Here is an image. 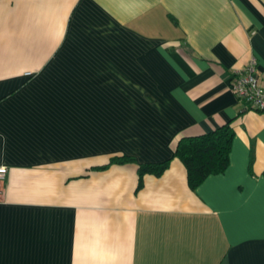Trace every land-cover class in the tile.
I'll return each mask as SVG.
<instances>
[{"label": "crops", "instance_id": "0c3cea01", "mask_svg": "<svg viewBox=\"0 0 264 264\" xmlns=\"http://www.w3.org/2000/svg\"><path fill=\"white\" fill-rule=\"evenodd\" d=\"M251 59L264 84V0H0V264H264V112L230 86ZM227 122L191 189L178 140Z\"/></svg>", "mask_w": 264, "mask_h": 264}, {"label": "trees", "instance_id": "16d2710c", "mask_svg": "<svg viewBox=\"0 0 264 264\" xmlns=\"http://www.w3.org/2000/svg\"><path fill=\"white\" fill-rule=\"evenodd\" d=\"M233 139L230 123H225L211 132L196 136L181 137L175 147L173 156L178 158L186 169L187 182L191 189L199 186L207 176L223 173L229 165V151ZM134 159L115 156L106 164L94 169H103L111 164H124ZM135 162V161H134ZM170 159L157 163H137L138 183L142 186L145 174L160 176L169 166Z\"/></svg>", "mask_w": 264, "mask_h": 264}, {"label": "built area", "instance_id": "2783aa9c", "mask_svg": "<svg viewBox=\"0 0 264 264\" xmlns=\"http://www.w3.org/2000/svg\"><path fill=\"white\" fill-rule=\"evenodd\" d=\"M256 61L251 59L242 70H235L231 77V89L239 100L253 110L264 112V84L255 72ZM8 169L0 164V202L3 201L4 183Z\"/></svg>", "mask_w": 264, "mask_h": 264}]
</instances>
